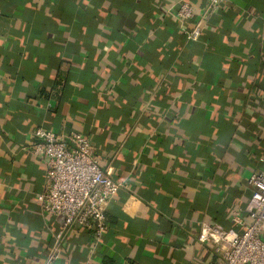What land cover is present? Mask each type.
Masks as SVG:
<instances>
[{
    "label": "crops",
    "instance_id": "crops-1",
    "mask_svg": "<svg viewBox=\"0 0 264 264\" xmlns=\"http://www.w3.org/2000/svg\"><path fill=\"white\" fill-rule=\"evenodd\" d=\"M181 1L0 0V264H43L64 220L36 201V127L82 133L126 185L94 249L76 225L51 264H222L197 237L243 231L264 171V0H224L196 41Z\"/></svg>",
    "mask_w": 264,
    "mask_h": 264
},
{
    "label": "built area",
    "instance_id": "built-area-1",
    "mask_svg": "<svg viewBox=\"0 0 264 264\" xmlns=\"http://www.w3.org/2000/svg\"><path fill=\"white\" fill-rule=\"evenodd\" d=\"M223 1L208 0L200 12L190 0H182L175 7L174 18L189 41L200 38L203 22ZM32 134L38 141L31 151L46 165V186L37 194V204L45 218L64 217L43 263L51 264L59 257L68 230L76 225L90 232L94 249L106 227L107 206L126 185L102 171L90 141L82 133L72 130L65 139L36 127ZM247 184L250 202L243 231L222 229L206 222L200 226L197 240L219 252L222 264H264V171H252ZM233 220L241 222L237 211Z\"/></svg>",
    "mask_w": 264,
    "mask_h": 264
}]
</instances>
